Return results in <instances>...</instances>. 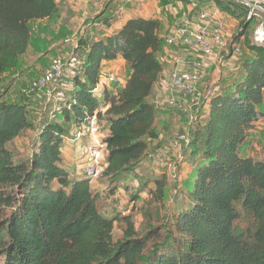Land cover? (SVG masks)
<instances>
[{"label":"trees","instance_id":"trees-1","mask_svg":"<svg viewBox=\"0 0 264 264\" xmlns=\"http://www.w3.org/2000/svg\"><path fill=\"white\" fill-rule=\"evenodd\" d=\"M57 1L0 0V77L19 68L31 24L53 17ZM212 1L238 23L227 53L240 40L247 53L230 70L232 77L203 100L205 115L188 130L182 160L192 179L176 193L167 230L139 234L132 214L101 215L91 180L61 167V147L71 138L57 122L42 126L28 157L15 159L8 147L33 131L30 107L0 94V264H264V161L241 153L264 116V48L249 40L256 20L250 7L241 0ZM159 32L158 20L133 18L91 43L58 115L74 127L96 116L105 155L100 177L111 182L136 180L147 156L158 163L150 147L158 139L152 96L163 75ZM86 45L78 41V48ZM117 60L128 76L114 95L102 84L98 97L93 89L101 83L102 64ZM160 175L141 206L162 202L168 180L166 172ZM140 186L130 193L133 201H139ZM115 223L123 232L114 242Z\"/></svg>","mask_w":264,"mask_h":264},{"label":"rangeland","instance_id":"rangeland-1","mask_svg":"<svg viewBox=\"0 0 264 264\" xmlns=\"http://www.w3.org/2000/svg\"><path fill=\"white\" fill-rule=\"evenodd\" d=\"M254 14L256 16V20L254 22L255 25H258L261 22L264 23L263 13L256 11L254 12ZM255 25L253 27L252 32L249 34L250 41L252 38L253 31L255 29ZM36 28H39V26H33V30ZM76 37L77 36L73 37L72 40L75 41ZM57 39L58 37L48 42V47L46 46L44 48V51L42 50V52L44 53L38 54L41 55L39 59L34 56L35 53L32 51L33 46L35 44V40L33 39L30 44L32 50L29 51V53H27L26 56L22 59V64L20 65V67L16 71L8 74L7 76L0 77V94L3 95L4 101H26V98L22 95L21 91L26 88L33 79L41 76L48 67L49 61H51V59L57 56L64 58H68L71 56L76 59V63L79 61V63L81 64L83 60L81 61L80 57H78V55L80 54L76 52L78 48H73V45L71 43V45H68L69 50L67 53L52 55L48 51L45 52L47 48L52 46L54 43L59 42ZM242 41L243 40L238 41L237 46H239L240 51L243 52L244 48L242 46ZM63 46L64 42L60 43L59 47ZM223 55H226V52H224ZM199 59L200 58H197V61ZM203 62L209 63V61L205 59H203ZM43 63H46V66H43ZM208 69L202 77L200 87V90L204 89L205 92L216 91L218 89V86L220 85L218 82L214 83V81H217L218 78L230 79L233 74V72L228 70L227 68L221 69L220 67H217L215 69V64L213 63L209 64ZM76 73L77 71L75 69L69 67L65 73L64 83L69 82V79L72 80ZM17 74L18 77H16ZM120 86V84H117L118 88ZM29 111L30 120L34 125L33 131L23 133L8 147V150L17 160L26 158L30 155L32 143L38 135V132L42 129V126H44L48 122H51L49 121L48 110L44 111L42 108L34 104L29 108ZM204 112L205 111H201V107L199 106L193 107L191 111H177V113H180L182 115L181 118L183 119H180L182 122L177 123L178 129H176L177 127L173 128L172 131H170L168 134L169 139L164 143H159L158 145V142H155L154 146L150 147V154L157 153V155H159L163 159V161H166L165 164L169 163V165L163 166V164L159 162L153 163L151 160H149L147 156L145 157L143 164L138 169L136 180H131V178H124L111 182V179L105 177L92 179L91 191L93 194L98 195L97 207L100 214L103 216L110 217H118L120 215L132 214L135 227L138 230L139 234H142L145 229L149 230V233L151 232V234L158 232L163 233L164 231H166L167 223L171 219L173 212H175V209L178 204L175 199L176 193L179 189L181 191L185 190V188L188 187L192 179L191 170L183 163L182 160V154L183 150L185 149L184 146L186 144L185 138L189 128L193 125L195 121L205 115ZM52 122H57L60 126L64 127V134L66 135L70 134V132L74 128L73 124H70L71 126L66 125L63 122L61 116H58L57 119L52 120ZM98 122L99 120H97V123ZM158 123L159 122L157 121V124ZM168 127L169 126H167V128ZM173 135H178L183 138L176 142L175 137H173ZM101 137L102 136L99 137L100 140H102ZM72 143V145L74 146L68 148L67 153H69V155H72L74 153V155L73 157L70 156L68 162L65 161L63 158L61 161V167L66 170L69 176H81V173L79 171L80 164L78 161V152L79 150H81V148H84V150L88 151V149L93 146V142L90 139H86L83 142H78V140H74L72 141ZM175 143H177V146L174 145ZM241 153L244 156H249L253 158L254 160L264 161V116L255 124V127L250 131L249 139L242 146ZM67 165H69V169H67ZM162 172H166L168 180L167 187L165 189V196L162 202L157 205L152 204L146 205L144 207L141 206L143 202H147L151 198L146 191L148 189L153 191L154 189L151 180L153 178H159ZM128 185L131 186L130 190L125 191L124 186ZM139 185L143 186L144 189L138 192L139 201H133L130 197V193L134 192V189L139 187ZM178 196H180V194ZM240 226L245 228L246 226H248V221L244 219L240 223ZM122 232L123 226L115 223L112 232V238L114 242L122 237Z\"/></svg>","mask_w":264,"mask_h":264},{"label":"crops","instance_id":"crops-1","mask_svg":"<svg viewBox=\"0 0 264 264\" xmlns=\"http://www.w3.org/2000/svg\"><path fill=\"white\" fill-rule=\"evenodd\" d=\"M215 8L216 5L212 0H146L134 4H123L120 0H58L57 12L53 17L31 24V28H33V26H39V28L33 30L32 40H35V44L33 46V50L29 45L27 53L32 50L35 53L34 56L39 59L41 55L38 54L44 53L42 50L44 51V48L46 46L48 47V42L58 37L57 40L59 42L54 43L52 46L47 48L45 52L48 51L52 55L64 54L69 50L68 45L72 44L73 48L76 49L78 48L77 41L82 39V41H84L87 45L84 48H78L76 51L77 53H80L78 57H80V60L82 61L85 59V54L87 53L88 46L91 43L116 33L119 29H121L127 20L133 18L158 20L160 23L159 34L162 39L160 56L162 57L166 53L170 54L168 56V60L165 63H162V80L156 87L152 96V101L156 104L159 111L156 118V131L158 139L155 141L158 142L157 144L159 145V143H164L169 139V132L172 131L173 128L177 127L176 129H178L177 123H180L182 122L181 120H183L181 118L182 115L177 113V110L162 107L164 105L163 101L167 95L168 76L175 67L172 62L173 56L178 55L184 60V65L179 66V69L190 68V63L197 60L198 57V54L195 51L179 44L170 47V49L167 48L164 43V39L171 35L173 31L182 24L184 19L188 18L191 21L196 22L197 16L200 12L214 11ZM220 20L222 21L226 38L229 41L236 31L238 25L237 20L223 13H220ZM75 36L77 37L74 41L72 38ZM63 42L64 46L59 47L60 43ZM246 53L247 51L244 49L243 54ZM26 54L20 59L19 67ZM226 58H228V53ZM43 66H46V63H43ZM102 66L104 71L117 74L119 78L118 84L121 85L119 88H121L124 80L129 74L125 63L122 60H117L115 62L103 63ZM217 67H220L221 69L225 68L222 66H215V69ZM5 76L7 75H4L3 77ZM16 77H18V74ZM223 81V78H218L217 81H214V83H222ZM72 82L73 78L72 80L69 79L68 83L70 87L68 91L72 88ZM117 88V84H106V93L114 95ZM22 103L24 102L22 101ZM263 108L264 106L262 109ZM157 121L159 122L158 124ZM70 124L71 123L66 125L71 126L72 124ZM167 126L169 127L167 128ZM72 144V141L68 140L65 141L61 147V158H64L67 162L70 156L73 157L74 155V153L72 155L67 153L68 148L74 146ZM66 167L69 169V165Z\"/></svg>","mask_w":264,"mask_h":264},{"label":"built area","instance_id":"built-area-1","mask_svg":"<svg viewBox=\"0 0 264 264\" xmlns=\"http://www.w3.org/2000/svg\"><path fill=\"white\" fill-rule=\"evenodd\" d=\"M120 1L123 4H134L146 0ZM244 4L252 9L251 12L259 11L264 14L263 6L253 7L249 4ZM228 42L223 30L222 21L220 20V12L217 8L210 12H200L196 22L188 18L184 19L182 24L164 39V43L167 48L179 44L188 49H192L198 54L197 58H200V61L195 60L191 62L190 68L188 69H179V66L184 65V60L178 55L173 56L172 62L175 67L169 73L167 95L163 103H166L169 108L183 112L191 111L196 106L202 107L203 100L212 94L211 91L205 92L203 89L200 90L202 77L209 68V64L213 63L215 66H222L228 70H233L237 60L243 55L239 46L234 44L232 46V52L226 58ZM251 44L264 48L263 22L255 27ZM224 52H226V55H223ZM169 55V53L164 54L160 58V61L165 63ZM203 59L209 61V63L203 62ZM79 65V61L76 63V59L71 56L68 58L57 56L51 59L44 73L33 79L21 91L22 95L26 98L27 105L31 107L35 104L44 111L48 110L49 121L51 122L57 119L62 106L66 105L67 89L70 87L68 82L64 83L65 73L69 67L78 72ZM100 80L101 83L93 89V92L98 97L103 94L104 88L102 84L119 83L117 75L106 71L101 73ZM100 136L96 116L79 123L70 132V141L78 140V142H83L86 139H90L93 142V146L88 151L81 148L78 152L79 171L82 177L89 180L99 178L105 169V165L103 164L105 159L103 153L104 145L102 140L99 139ZM173 137H175L176 142L183 138L178 135H173ZM174 145L177 146V143ZM93 147H97L98 151L93 150ZM153 158L156 162L163 163V159L159 155Z\"/></svg>","mask_w":264,"mask_h":264},{"label":"water","instance_id":"water-1","mask_svg":"<svg viewBox=\"0 0 264 264\" xmlns=\"http://www.w3.org/2000/svg\"><path fill=\"white\" fill-rule=\"evenodd\" d=\"M241 1H243L246 4L251 5L253 7H256V6H263L264 7V0H241Z\"/></svg>","mask_w":264,"mask_h":264}]
</instances>
